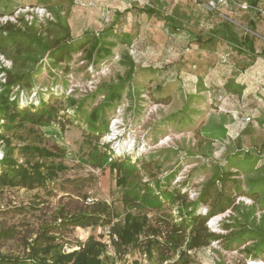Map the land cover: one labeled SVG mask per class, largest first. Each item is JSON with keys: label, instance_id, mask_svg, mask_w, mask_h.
Returning a JSON list of instances; mask_svg holds the SVG:
<instances>
[{"label": "rangeland", "instance_id": "obj_1", "mask_svg": "<svg viewBox=\"0 0 264 264\" xmlns=\"http://www.w3.org/2000/svg\"><path fill=\"white\" fill-rule=\"evenodd\" d=\"M175 1L179 6L173 8ZM233 1L252 5V0ZM186 2L166 0L156 7L161 14L147 15L139 9L149 3L153 4V0H0V13L13 11L14 17L24 13L27 8L43 6L48 9L60 4L74 38L80 37L85 30H91L98 34L99 39L113 44L110 53L104 54L99 60H95L96 50L92 52L91 58L85 49L75 52L66 63L68 69L65 71L62 67H56L53 70L55 75L50 78L45 65L47 59H43L33 90L37 93L39 90L46 99L49 96L46 90L53 91L55 95L49 96L50 101L56 104L57 116L61 115V118L57 117L58 120L42 126L31 123L13 125L4 128L2 133L10 140L11 146L30 145L63 151V157L53 158L52 161L63 164L66 170L49 180V188L0 189L1 227L22 223L27 229H35L38 224L37 214L40 213H33L31 209L21 212V206L26 207L28 203L37 201L42 209L40 212L49 213L58 205L67 204L70 208L80 205L84 194L106 202L116 216L115 219L121 220L126 209L119 200L115 174L109 171L107 165L110 158L114 157L107 160L104 170L95 168L89 159V155L94 154V145L100 150L108 146L118 159L123 155L129 157L131 163L127 165L128 170L134 168L135 162V176L141 182H153L155 176L165 178L169 192L173 187L180 188L188 192V200L195 198L193 195L200 184L212 174L211 165L219 161L223 163L226 155L235 158L234 162L240 160L244 175L243 170L246 171L247 160L250 159L248 156L264 154V143L259 142L258 136L262 134L261 123L256 122V126L251 128L253 132L245 128L246 112H253L248 96L259 98L256 100L258 110H264V57L259 56L254 61L245 59L239 65L230 54L228 62H222L221 56L226 52L218 50L217 53L205 55L203 50H197L198 42L194 41L195 35L202 33L201 36L206 37L208 30L229 16L233 19L231 22L236 32L243 34L247 31L257 36V48H262L264 29L260 28L264 27V17L259 16L256 20L261 21L256 26L259 32L257 35L248 27L244 17L251 16L254 21L255 16L233 2L217 11L208 10L205 0ZM259 7L264 10V0L259 3ZM172 15L178 18L176 26H181L180 29L169 24L168 17ZM112 28L114 32L106 35V30ZM225 45L229 47L226 50L233 49V46ZM129 58L135 64L132 78L125 84L121 99L104 108L107 130L95 141L89 135L83 116L74 117V106H67L66 97L84 100L83 108L88 113L103 100L107 92L103 84L115 83L118 77L125 76L129 69ZM3 64L5 62L0 58V65ZM66 64L62 63L61 66ZM230 74L237 84L245 87L243 97L232 94L233 97H229L230 101L226 105L220 104L219 101L224 99L223 84ZM99 86H102L101 91H97ZM33 94L27 98L28 102L38 100ZM194 94L199 104L192 105L191 96ZM165 96L169 99L161 101L167 98ZM180 109L186 117L179 114L174 118ZM66 114L75 118L74 124H66L62 129L59 121ZM4 146L5 142L0 140V156H3ZM245 150V154L241 153ZM34 156H23L20 152L14 155L19 162L28 159L44 160ZM245 183L243 188L248 191ZM263 198L264 191H261L260 202L264 203ZM239 203L252 205L247 195L238 196L235 204ZM162 205L160 210L164 209V212L177 216L176 211L170 210L167 203ZM151 209L146 210V213L153 219L160 210ZM198 209L200 212L205 211V207ZM232 214L235 215L233 211L226 210L210 218L207 225L210 230L223 234V221ZM104 230L105 226L77 227L64 238L62 249L64 252L77 250V246L69 247V243L84 241L90 235L99 238L101 234L103 236ZM242 247L233 244L231 249L225 250L222 242H212L210 247L187 254L191 264H236L243 256L239 252ZM22 250L24 245L21 239L0 242V253L18 254ZM98 258L103 264H152L137 250H130L119 259L117 255L107 252L103 244ZM246 263L264 264V256L254 260L248 258Z\"/></svg>", "mask_w": 264, "mask_h": 264}, {"label": "trees", "instance_id": "obj_2", "mask_svg": "<svg viewBox=\"0 0 264 264\" xmlns=\"http://www.w3.org/2000/svg\"><path fill=\"white\" fill-rule=\"evenodd\" d=\"M261 1L252 0V6H259ZM156 7L158 6L149 3L139 10L147 15L161 14ZM48 10L53 15L52 19L33 17L29 20L26 14L22 13L16 16L15 21L7 20L0 24V55L11 64L10 67L0 65V140L5 142L3 156L0 158L1 190L4 187L49 188V180L66 170L63 164L52 161L53 158L63 157V151L56 152L30 145L11 146L10 140L2 133L4 128H11L13 125L31 123L42 126L58 120L57 117L61 118V115L57 116L56 104L51 102L49 97L55 93L45 89L49 95L46 99L39 90L38 93L33 90L35 78L44 63L43 59H47L45 65L47 76L50 78L55 75L54 68L62 67L65 71L68 69L66 63L75 52L85 49L91 58L92 52L96 50L95 60H99L104 54L110 53V47L113 45L99 39L98 34L91 30H85L80 37L74 38L66 14H62V6L55 4ZM248 11L255 16L253 21L251 16L244 15L248 27L259 35L256 26L260 25L261 21L256 20L264 15L258 11H254L258 12L257 14L253 13V10ZM7 14H13V11ZM168 19L173 28L180 29L181 26H176L178 18L175 15ZM232 20L229 16L221 20L208 30L206 37H202V33L195 35L197 50L202 48L203 44L211 45L215 40H219L233 46L231 50L235 51L236 56L232 57L235 58L236 64H242L245 59L254 61L257 57L264 56V47L257 48V36L250 35L247 31L243 34L236 32ZM260 29L263 30L264 27ZM113 30L107 29L106 35L113 33ZM62 63L66 65L63 67ZM128 63L129 69L124 77H118L115 83L103 84L107 89L103 100L88 113L83 108L84 100L77 101L73 97H66L67 106H74V117L83 116L89 135L95 138V141L107 130L104 108L121 99L123 88L132 78L135 64L130 58ZM101 87H97V91H101ZM223 91L224 99L218 101L226 105L230 101L229 97H233L232 94L241 96L243 87L237 84L230 74L223 84ZM31 94L38 97L36 102H28L27 98ZM165 97L167 98H162L161 101L169 99L168 96ZM195 98V94L191 96L192 105L200 103ZM183 112L181 110L174 118L179 114L186 117ZM74 120L75 118L64 115L62 121H59L61 128L66 124H74ZM206 130L207 128L205 132ZM96 147L97 145H94L92 149L94 154L89 155L90 163L95 168L104 170L107 160L111 156L114 157L110 158L107 165L109 171L115 174L119 200L126 209L123 218L116 220L110 206L102 200L93 204L85 203V194L80 205L74 208L68 207L67 204L58 205L49 213L40 212L42 209L37 201L30 202L26 207L21 206L20 211L31 209L33 213L39 212L37 227L27 229L22 223L7 228L0 226V242L21 239L24 245V250L18 254L0 253V264H103L98 258L102 251V234L99 238L90 235L84 241L69 243V247L77 246V250L64 252L62 249L64 238H67L73 229L94 226H108L110 233L116 236L112 238V248L119 259L130 250H137L152 264H163L166 261H169L166 264H191L187 253L210 247L212 242H222L225 250L231 249L233 244L243 245L239 250L243 256L236 264H247L248 258L254 260L264 256V203L260 202V192L264 191L263 153L248 156L250 159L247 160L246 171L243 170L244 175L240 160L234 162L235 158L226 155L223 163L219 161L211 165L212 174L200 184L196 195H193L195 198L188 200V192L180 188L173 187L169 192L165 178L155 176L153 182H141L140 178L135 176V162L134 168L128 170L127 165L131 163L129 157L123 155L118 159L108 146H105L104 150ZM15 152H20L23 156L32 154L44 160L28 159L19 162L14 157ZM241 153L245 154L246 150ZM48 158L51 160L47 161ZM245 181L248 191L243 188ZM242 195L250 197L252 205L235 204L236 198ZM163 203H167L170 210L176 211L177 216L164 212V209L160 210ZM199 207H205V211L200 212ZM151 208L160 210L153 219L146 213V210H152ZM226 210L233 211L235 215L232 214L223 221L225 233L210 230L208 220ZM258 212L259 216L256 215Z\"/></svg>", "mask_w": 264, "mask_h": 264}, {"label": "built area", "instance_id": "obj_3", "mask_svg": "<svg viewBox=\"0 0 264 264\" xmlns=\"http://www.w3.org/2000/svg\"><path fill=\"white\" fill-rule=\"evenodd\" d=\"M205 2H206L205 3L206 8L210 11H217L220 9V7H223L226 4L233 2V4L239 6L242 10H247V11L248 10H256V11H258L264 15V10L262 8H260L259 6H252L248 3H235L233 0H205ZM19 11H17L16 13H18ZM24 13L26 14V17L29 20H31L33 17H37L38 19H52V17H53L52 13L47 8H45L43 6H35V7L27 8L24 11ZM15 18L16 17H14V14H12V15L4 14V15L0 16V24L6 22L7 20L15 21ZM229 55H230V53H224L221 56V61L222 62H228ZM0 58L2 59L3 62H5V64H3V66L10 67V62L8 60L3 58L1 55H0ZM245 119H246V121H249L250 117L247 116ZM1 157L2 156H0V158ZM195 195H196V193H195ZM97 201H98V199L93 197V196L86 195V197H85V203H87V204H93ZM112 238H116V236L114 234L112 235L110 233L108 226H105V230H104L103 236L101 238L102 244L106 248L107 252L115 254L113 251V248H112Z\"/></svg>", "mask_w": 264, "mask_h": 264}, {"label": "crops", "instance_id": "obj_4", "mask_svg": "<svg viewBox=\"0 0 264 264\" xmlns=\"http://www.w3.org/2000/svg\"><path fill=\"white\" fill-rule=\"evenodd\" d=\"M165 1L166 0H153V4L155 5V6H158V5H162L163 3H165ZM190 2V0H187V2L186 3H189ZM179 5L177 4V2L175 1L174 3H173V5H172V7L173 8H176V7H178ZM224 45V46H223ZM229 47L227 46V45H225L224 43H221L219 40H215L214 42H212L211 43V45H207V43L206 44H203V46H202V48H200V49H198V50H203V54H207V53H209V54H214L215 52H217L218 50H220V51H222V52H226V53H230L231 54V56H236V53H235V51L234 50H226V49H228ZM225 49V50H224ZM224 54V53H223ZM264 57V56H263ZM258 58V57H257ZM236 61H237V59H236ZM256 62V61H255ZM254 62V63H255ZM229 76V75H228ZM201 80V78L199 79V81ZM243 87V86H242ZM245 88V87H244ZM243 88V90H245ZM241 96H242V94H241ZM243 97V96H242ZM253 97V98H252ZM251 97V95L250 96H248L247 97V99L249 100V102H250V106H252L253 107V112H249V113H247L246 112V115L247 116H249L250 117V120L249 121H245V123H247V125H246V130H251L252 132L254 131V130H252L251 128H253V127H255L256 126V122L257 121H259L260 123H261V130H262V134H258V136H260V140H259V142H262V143H264V110H261V111H259L258 110V100H259V98H257L256 96H252ZM257 100V101H256ZM256 111H258V114H255V112ZM257 113V112H256ZM256 115V116H255ZM244 128V126H243V129H245ZM260 129V128H259ZM252 141H253V139H252Z\"/></svg>", "mask_w": 264, "mask_h": 264}]
</instances>
